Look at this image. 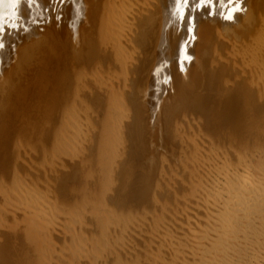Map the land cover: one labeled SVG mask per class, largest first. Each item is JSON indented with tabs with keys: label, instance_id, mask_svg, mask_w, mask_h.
Segmentation results:
<instances>
[{
	"label": "rangeland",
	"instance_id": "1",
	"mask_svg": "<svg viewBox=\"0 0 264 264\" xmlns=\"http://www.w3.org/2000/svg\"><path fill=\"white\" fill-rule=\"evenodd\" d=\"M94 1L90 0L89 5ZM43 3L44 11L49 12L48 2ZM94 4V9L98 7L97 15L88 11L84 23L78 24L80 32L75 36L73 32L68 34V43L64 40L67 35L63 36L65 28L44 26V22L37 25L40 38H45L46 29L49 33L54 32L53 28L62 32H57L54 39L62 38L61 45L53 40L52 47L49 42L43 53L33 52L35 60H42V64L15 63L7 76L8 65L2 64L5 62L0 58V69L4 67L0 74L8 78L3 75L5 81H0V264H167L170 254L164 238L178 234L180 225L187 222L184 212L195 208V202L187 200L198 174L193 172L197 164L194 167L191 162L196 156L194 149L201 148L199 139L206 147L204 153L216 145L226 154L222 159L234 160L239 151L247 155L260 151L264 156V90L259 91L261 86L255 85L257 81L252 78L254 60H244V64L234 61L236 67L228 63L231 52L228 53L226 42L235 39L234 31H241L233 28L234 22L225 20L224 25L212 27L214 31L207 26L209 35L190 44L183 40L184 35L178 34L177 40H183L180 45L187 44L189 56L186 61L183 59L184 52L177 43V51L168 49L167 53L176 57L172 61L175 71L172 64L170 68L165 66L162 57L166 53L160 56L155 46L150 48V44L155 45L152 33L146 34L149 27L139 25L137 15L133 25L138 24L144 31L132 25L122 46L114 47L112 39V46L105 42L100 34L102 0ZM142 9L148 12L152 7L144 4L139 11L144 12ZM25 30L27 37L21 35V39L31 37L29 28ZM144 37L149 46L141 41ZM20 43L14 44L16 50ZM115 48L125 58L133 50L137 58L118 64L113 54L117 52ZM22 56L16 57L17 63L23 60ZM258 63L263 66L264 58ZM66 123L79 131H71L77 140L71 137ZM64 132L70 133L72 143L71 138L66 142L69 135ZM18 186L22 191L28 188L42 195V204L45 206L46 202L51 210L49 228L29 231L28 216L20 212L19 206L14 208V198L22 193ZM22 196L18 201H23Z\"/></svg>",
	"mask_w": 264,
	"mask_h": 264
},
{
	"label": "bare ground",
	"instance_id": "2",
	"mask_svg": "<svg viewBox=\"0 0 264 264\" xmlns=\"http://www.w3.org/2000/svg\"><path fill=\"white\" fill-rule=\"evenodd\" d=\"M89 1H87V0H46V2H45V0H42V1L41 0H0V56H1L0 58H3L2 60L5 63H2V64L8 65V69H9L8 70L6 68L7 72L4 70V73L6 72L5 74H7L8 71H10V69L13 67V66L11 67V65H15V63L20 64V65H24V64L26 65L28 63L31 64L33 62L38 63L39 65L42 64V60H37V59L35 60L36 54L33 52H36L38 50V51L43 53V51L45 50V48L47 47L49 42L51 43V47H52L53 40L56 39V37H58V34L56 36V33L60 32V34H62V32L60 30L57 31L55 29L57 25H59L58 26L59 29L60 28L66 29V34L63 36L67 35V38H64V40L66 39L67 43H68L69 42L68 34L70 35V33L73 32V34L75 36L76 34H78L80 32V28H78V24L81 25L82 23H84V21L87 19L88 11L93 12V15L94 14L97 15L98 7L96 9H94L93 8L94 6L92 5L96 2V0L94 1V3L91 4L93 9L90 8L91 6L89 5ZM42 2H44L45 4L48 2L50 4L49 5L47 3V5H46L49 8V12L44 11V8L42 7ZM44 3H43V5H44ZM144 4L145 5L150 4L152 9H150L148 12L146 11L147 10L146 8H145L146 10H143L144 8L142 9L144 12H142L141 10L139 11V8L141 9V5H144ZM94 5H96V4H94ZM45 9H47V8L45 7ZM90 9H92V10H90ZM101 14H102V27H101V31H100L101 33L100 34L103 35L105 42L106 41L109 42L110 46H112L110 43V39H112L111 40L112 44L116 48H117V46L118 47L122 46L121 43L125 42L123 40V38H126V36H127L125 33H127V34L130 33V32L129 33L126 32V31H129V29L133 28L132 27L133 21H135L134 19H135V16L137 15L136 17H139L138 19H136L138 21V24L141 26H144L145 28H146V26L149 27L148 29L144 28L145 30H148V31H145L146 34H147V32L150 35L152 33V36H153L152 39H154L153 40L154 42H152L150 40L152 36L150 37V39L148 37V39L152 43H154L155 45L150 44V41H149L150 48L152 46H155L153 48H155V49L157 48V51L160 52V56H162L163 54L166 53L162 57L165 59L164 60L165 66H169L170 64H172V67L175 65L174 63H172V61L176 57L173 58V56L170 53H167L168 49L170 47L172 49H175L177 46L176 43L179 44L178 45L179 48L182 49V52H184L183 53L184 54L183 59L186 61L188 59L187 57L189 56V54L187 52V44L180 45V43L184 39H187L186 41L188 44L192 43L193 41L198 42V38L201 37V39H203V37L207 36V34L210 32V30L207 29L208 27L212 28L217 24L224 25L225 20H228L230 22H234L235 24H233L234 25L233 28L234 29L235 28L241 29V31H239V30L234 31L232 29L235 32V36L233 37L235 39H233V40L228 39V42H226V43H228V47H229L228 53L231 52L230 53L231 58H229L226 54H224L225 55L224 57H226V56L228 57V63L229 62L233 63V64L230 63L231 65H233V67L234 66L236 67V65L238 66L239 62L243 63L244 60L246 62L248 60L250 62V60H251V62H252V59H253L254 63L252 62V64L254 66L252 67V71L250 70L251 68L249 69V72L250 71L252 72V74L254 76L252 78L256 79L257 83L255 82V80L252 81V83L253 84L256 83L255 85L261 86L258 88L259 91L264 90V65L261 67L258 66V65H260L258 63V61L260 59L264 58V0H102V13ZM96 15H95V17H96ZM25 16L28 18V19L26 18L27 20L26 19L24 20ZM143 17H144V19H142ZM22 18H23V20H21ZM148 19L150 21H148ZM43 22H44V26L51 24V26H53L55 28H53L54 32H50L51 34L48 32V29H46L45 35H44L45 38H40V36H42V34L37 29V25L41 24ZM45 23H47V24H45ZM52 24H54V25H52ZM138 24H136V25H138ZM136 25H133V26H136ZM141 26H139V27H141ZM24 28L25 29L29 28V32L31 31V34H30L31 37H28L27 39L26 38L21 39L22 37H27L26 33H25L27 30H25ZM204 28H206V29H204ZM144 29H143V27H141L142 31H144ZM150 30H151V32H150ZM192 30H194L193 33L191 32ZM142 31L139 32V34H141ZM213 31H214V29H213ZM215 31H217V30H215ZM145 32L143 33L144 35H145ZM18 33H20V35H18ZM46 33H48V34H46ZM143 34H142V36H143ZM178 34L184 35V36H182V38H183V40L181 39L182 41L178 42V40H177ZM219 34H220V31H219ZM21 35H23V36L21 37ZM227 35H230V34H227ZM137 36H139V35L137 34ZM18 37H19V39H18ZM111 37H113V38H111ZM133 37L134 36H132L131 38H133ZM217 37H219V36H217ZM35 38H36V41H35ZM108 38H109V40H108ZM139 38H141V35L139 36ZM219 38L221 40L222 37H219ZM229 38H230V36H229ZM143 39L144 40H141V39H139V40H141V41L146 40L145 37ZM224 39H226V38H224ZM17 40H20V41L23 40L22 41L23 43H20V41L17 42ZM59 41L54 40V42H58V44H60V43L62 44V38H60ZM128 41H129V38H128ZM145 42L146 43H143L144 45L147 44L148 41H145ZM16 43L21 44L20 47L18 46L17 50H16L17 46L15 47V45H14ZM50 43H49V45H50ZM114 43L116 46L114 45ZM165 44H167V47H165ZM138 45H139V50H140L141 45L140 44H138ZM87 46H88V44H87ZM87 46L85 45V47H87ZM106 46H108V45L106 44ZM110 46H108V47L110 48ZM85 47H84V49H85ZM108 47H106V48H108ZM197 47H198V45H197ZM48 48H49V46H48ZM122 48L124 49V47H122ZM258 48H260L261 51L257 50ZM12 49H14V51ZM24 49L29 50L30 52L24 53V51H23ZM143 50H144V48H143ZM175 50L177 51V49H175ZM12 51H13V56L10 59V56L12 55ZM15 51H17V52H15ZM2 52L4 55L2 54ZM121 52H122L121 50L120 51L117 50V52L115 51V53H113L115 56V60L118 62V64L119 63L121 65L124 63L126 64L127 61L132 62L129 60V58H132V59L137 58L136 54L135 53L133 54V50H132L131 54L129 53V58H128V56H127V58H125V56ZM127 52H128V50H127ZM134 52H136V51H134ZM199 52H200V50H199ZM82 53L83 52L80 53L81 59H82ZM178 54L181 55V53H178ZM74 55H75V53H74ZM17 56H22L21 58H23V60H21V62H19V63L16 62ZM54 56H55V54H54ZM88 57H90V56H88ZM110 57H111V55H110ZM170 57H171V60H170ZM193 57H194V55H193ZM159 58H161V57H159ZM232 59H233V61H232ZM141 60H142V58H141ZM141 60H140V62H141ZM190 60H191V58H190ZM3 61H1V59H0V67H1V62H3ZM78 61H81V60H78ZM135 61H137V60H135ZM175 61L177 62V60H175ZM234 61L238 62V64L235 63ZM137 62H136V64H137ZM180 62H178V64ZM182 62H183V60H182ZM194 62H192V63H194ZM127 64H128V62H127ZM201 64H203V63H201ZM32 65H30V66H32ZM140 65L141 66L144 65V63L143 64L141 63ZM210 65H211V63H210ZM224 65L225 64L223 63V66ZM203 66H204V64H203ZM125 67L126 66H123L124 71H125ZM170 67L171 66H169V68ZM181 67H183L182 63H181ZM3 68H1V69H3ZM67 68H68V66H67ZM210 68H208V69H210ZM28 69L31 70L32 68L30 67ZM48 69H46V70H48ZM173 69L175 70V67H173ZM183 69H180V72ZM34 71H36V70H34ZM104 71H106V70H104ZM9 73H11V72H9ZM184 73H185V71H184ZM5 74H3V75H5ZM8 74H7V76H9ZM180 74H183V72H181ZM3 75L0 74V81L2 79H4V77L6 76L5 75L2 78ZM68 75H69V73H68ZM121 75H123V74H121ZM7 76L5 77V79H8ZM51 76L52 75H50V77ZM88 76H90V75H88ZM178 76H179V74H178ZM23 78H24V76H23ZM52 78L53 77H51V80H53ZM83 78L84 77H82V79ZM168 78L170 79V77H168ZM182 78H184V76ZM189 78H190V76H189ZM5 79H4V81H5ZM138 80H139V78H138ZM145 80H146V78H145ZM4 81H2V82H4ZM114 82H116V81H114ZM179 82H181V81H179ZM32 83H34V82H32ZM56 83H58V82H56ZM59 83H61V82H59ZM98 84H99V81H98ZM146 85H147V83H146ZM117 86L118 85H116V87ZM136 86H137V84H136ZM182 87H183V85H182ZM262 88H263V90H261ZM118 97H119V95H118ZM1 98H2V96H1ZM116 103H117V101H116ZM112 107H113V105H112ZM108 110H109V108H108ZM118 111L120 112V110H118ZM66 118H67V116H66ZM113 118H114V116H113ZM76 121H74V124ZM66 124H68V123H66ZM76 124L74 126H76ZM64 125H65V123H64ZM69 125H70V123L68 124V126H66V129L67 128L69 129V127H70ZM72 126H73V122H72ZM72 128L69 131L71 133V137L73 138L72 133L74 131L76 132L77 130H74L76 128H74V129H72ZM109 128H110V126H109ZM71 131H73V132H71ZM68 132H64V135H66ZM78 132H76V134H78ZM70 133L67 134L69 136H67L68 141L66 140V142H69V138H71ZM76 134H75V137H76ZM72 138L70 141L71 143H72ZM61 140H62V138H61ZM202 140L199 139V141L201 143L200 144L201 148L200 149H198V148L194 149L196 152L194 162L190 161L191 165L193 164V166H194V163L197 164V169H195L196 171H193V172H196V174L197 173L198 174H197V176L194 175V176H196L195 179L193 180V182H195V184H192V188H191V191L189 193L190 194L189 199L186 197V199H188L187 200L188 203H191V202L194 203L195 202L194 203L195 208L191 209V207H190L189 208L190 210L187 209V211H185V212L183 211L184 213H186L185 215L184 214L183 215L185 216V218H187L185 220L187 222H184L182 224L180 223L181 225L179 224L180 229H181V231H180L181 234H179L180 233L179 232L178 234H175L172 237L170 235L167 237L165 236L164 244L168 245L167 250L169 251V254H170V260L168 258L169 261L167 264H264V156H263L262 152H260V151L250 152V155H247L246 152L239 151L238 153L236 152L234 160H232V158H230V157L222 159L226 154H223L225 152H222L221 149L218 148L221 152L219 155L218 154L219 151H218V149H216L217 148L216 145H212L213 149L207 150V152L204 153L203 151H204V149H206V147L203 144ZM199 141H197V142H199ZM58 142H59V140H58ZM66 142H62V143H66ZM196 146L198 147V144H196ZM56 149H58V148H56ZM68 150H67V152H68ZM192 153H194V152H192ZM66 154H68V153H66ZM191 167H190V169H192ZM194 167H196V166H194ZM13 182H12V184H14ZM191 183H189V185H191ZM23 184H24V182H23ZM28 186H30V185H28ZM18 189H15V191H17ZM22 189L23 188H20L21 191H22ZM27 189L28 188H26V189L24 188V191H22V193H18L20 191H17L18 196H16V199L14 198V202L16 203V204L13 203V205L15 204L14 208L15 209L20 208L19 209V210H21L20 212H22V214H24V216H26V215L28 216L27 220L28 219L29 220H28L27 224H29L28 229L30 228V230H29L30 232H33V231L35 232L37 229L38 230L46 229L47 226L49 228V226L51 224V219H49V216H51L50 215L51 210H50L49 205H47L46 202H45V206L42 204V200H44L41 197L42 195L40 196V194L32 193L33 190L30 192L29 189H28V191H27ZM23 192H25V193L23 194ZM34 192H35V190H34ZM3 193H5V192H3ZM15 194H16V192H15ZM189 194L187 192V196ZM19 195L24 196L23 201H21V202L18 201V199H20ZM45 198H47V197H45ZM187 202H186V205H187ZM10 206L12 207V204ZM17 206H19V208ZM190 206H191V204H190ZM182 209L185 210L184 208H182ZM180 211L182 212V210H180ZM180 211H179V213H181ZM11 212H13V211H11ZM19 214L21 215V213H19ZM179 215H181V214H179ZM180 219L183 220V218H180ZM44 225H46L45 228H44ZM24 227H25V225H24ZM33 228H35V230ZM35 234L36 233H34L33 235L35 236ZM38 240L39 239L37 238V241ZM163 251H164V248H163ZM161 264H163V263H161Z\"/></svg>",
	"mask_w": 264,
	"mask_h": 264
}]
</instances>
